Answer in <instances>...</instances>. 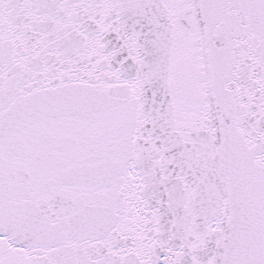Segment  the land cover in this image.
Segmentation results:
<instances>
[{"label": "snow or ice", "instance_id": "snow-or-ice-1", "mask_svg": "<svg viewBox=\"0 0 264 264\" xmlns=\"http://www.w3.org/2000/svg\"><path fill=\"white\" fill-rule=\"evenodd\" d=\"M0 264H264V0H0Z\"/></svg>", "mask_w": 264, "mask_h": 264}]
</instances>
